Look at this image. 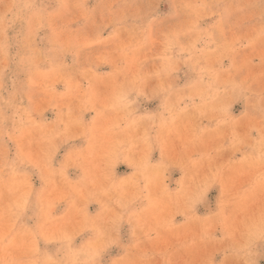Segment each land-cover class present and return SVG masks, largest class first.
I'll return each mask as SVG.
<instances>
[{
    "label": "rangeland",
    "instance_id": "374dc122",
    "mask_svg": "<svg viewBox=\"0 0 264 264\" xmlns=\"http://www.w3.org/2000/svg\"><path fill=\"white\" fill-rule=\"evenodd\" d=\"M0 264H264V0H0Z\"/></svg>",
    "mask_w": 264,
    "mask_h": 264
}]
</instances>
